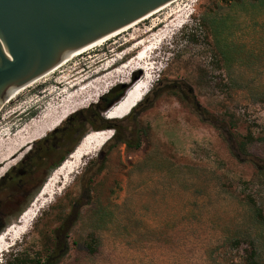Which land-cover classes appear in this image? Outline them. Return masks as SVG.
<instances>
[{"label": "rangeland", "instance_id": "rangeland-1", "mask_svg": "<svg viewBox=\"0 0 264 264\" xmlns=\"http://www.w3.org/2000/svg\"><path fill=\"white\" fill-rule=\"evenodd\" d=\"M193 2L176 3L190 4L192 18L150 54L145 63L154 69L138 75L154 78L150 108L125 123L118 139L140 147L112 142L101 173L99 152L87 159L0 264L16 254L18 264H264V1ZM131 34L1 105L0 159L16 155L0 168L7 170L0 231L17 223L54 167L95 127L71 136L65 127L46 149L33 142L59 127L67 112L88 109L116 85L126 92L138 78V67L125 68L140 56L128 53ZM62 225L68 235L58 244Z\"/></svg>", "mask_w": 264, "mask_h": 264}, {"label": "water", "instance_id": "water-1", "mask_svg": "<svg viewBox=\"0 0 264 264\" xmlns=\"http://www.w3.org/2000/svg\"><path fill=\"white\" fill-rule=\"evenodd\" d=\"M173 1L0 0V107L14 91L52 71L67 57Z\"/></svg>", "mask_w": 264, "mask_h": 264}, {"label": "bare ground", "instance_id": "bare-ground-1", "mask_svg": "<svg viewBox=\"0 0 264 264\" xmlns=\"http://www.w3.org/2000/svg\"><path fill=\"white\" fill-rule=\"evenodd\" d=\"M182 0L173 1L156 12L148 15L144 19L124 28L123 30L109 36L108 38L95 43L94 45L85 48L82 51H79L65 59L59 66H57L52 71L48 72L44 76L37 79L36 82H32L33 84H29L30 87L39 83L40 81L46 79L47 77H51L52 75L59 72L61 69L66 67L70 62L74 61L76 58L81 57L85 53L105 46L107 43L112 41L113 39H117L122 35H126L128 32L132 31L131 36L126 43L131 44L133 47L129 50L128 53L139 52L140 56L135 57L125 68H130L132 66L138 67L134 72L133 76L135 78L141 74V71H149L153 70L149 63H145L147 59L150 57V54H153V51H157L164 42H166L170 36L174 35V32L178 31L179 29L183 28L187 23L188 19L192 18V13L189 12L188 8L189 5L185 7L182 4H176L181 2ZM189 3H195L193 0H187ZM174 4L176 7L171 8ZM168 13L163 14L165 11ZM186 11L185 13H183ZM192 11V10H191ZM179 19L171 21L174 17L180 15ZM151 20V25L146 29V31L141 30V25H147V22ZM168 23V26L164 27L162 30L157 32V29L161 27V24ZM149 24V23H148ZM157 32V33H156ZM152 33H156L153 37L144 40V37L150 35ZM117 44V43H116ZM138 55V54H137ZM149 60V59H148ZM113 66V65H112ZM144 66V67H141ZM112 68H108L109 71ZM106 71V72H107ZM133 81V80H132ZM155 81L152 75L148 74V78L145 81H142L140 77L133 81V84L130 88L124 93V96L120 101L115 104L107 113V119H122L126 117L132 109H134L143 99L148 95L151 88L153 87ZM64 84V81L60 82L58 85ZM79 85H75L72 90L78 88ZM82 86V85H81ZM27 87V86H26ZM107 88V90H109ZM27 89V88H26ZM25 87L19 90L14 91L10 94L7 104H11L13 100H15L20 93L26 90ZM107 91H105L106 93ZM101 95H97L95 98H99ZM76 108V107H75ZM75 112V110L68 113L71 115ZM66 115L63 117L61 122L67 118ZM59 122V123H61ZM49 131V130H48ZM113 132L112 131H101L98 133L90 132L83 138V141L76 146L78 147L74 153L72 152L68 159L64 161V163L55 170V172L50 176L48 181L42 187V193L38 197L36 202H32L31 205L22 213V218L18 219L17 223L11 225L1 236H0V257L4 253L9 252L12 248L16 247L23 238L30 232L32 229L33 224L35 223L36 219L40 216V214L46 210L49 206H51L57 197L61 196L62 193L68 189L69 185L74 181L75 177L80 174V171L85 167L87 159L98 154V152L106 145V143L112 138ZM16 155V154H15ZM15 155L6 158L0 159V168L6 163L15 158ZM7 173V170H4L0 173V179Z\"/></svg>", "mask_w": 264, "mask_h": 264}, {"label": "trees", "instance_id": "trees-1", "mask_svg": "<svg viewBox=\"0 0 264 264\" xmlns=\"http://www.w3.org/2000/svg\"><path fill=\"white\" fill-rule=\"evenodd\" d=\"M229 1L232 2V1H241V0H229ZM251 1L259 2V1H264V0H251ZM125 90H126L125 86L116 85L106 95H104L96 104L91 105L88 109L75 112L74 114L69 116L65 121H63L59 125V127H57L56 129L51 131L48 135H46L45 138L34 141L33 142L34 147L36 148V147L42 146L46 149L47 144L53 139H55L58 135H60L65 127H67V131L65 134L66 136L73 135L77 129L87 124L95 127V132L112 131L113 132L112 138L102 148V150L99 152L98 157H97L96 163L98 165V172L99 173L103 172L106 168L110 150L112 149L110 148L107 152H105L109 144H111L112 142H115V146H118L119 144L124 143L129 148H133V147L139 148L140 147V144L134 145L129 141L120 140L118 139L119 138L118 136H119L122 126L125 123H134L140 111L150 108V107H146L147 96L134 109H132L130 114H128L126 117L122 119H111L110 120V119H106L103 117L104 113L110 110V108L113 105L117 104L120 101V99H122V97L124 96ZM71 153L68 154V157L70 156ZM68 157L64 158L58 165H56L54 167V170L58 169L64 163V161L68 159ZM90 164H92V162H90L89 165ZM22 213L20 214V216L22 215ZM67 227H68L67 225H62L55 231V239L58 244L60 243L62 236L64 237L63 239H66L68 235ZM3 233H4L3 231H0V236ZM66 246L67 245L64 242L63 247H66ZM19 260H20V255L16 254L13 256L12 260L6 261L5 264H18Z\"/></svg>", "mask_w": 264, "mask_h": 264}, {"label": "flooded vegetation", "instance_id": "flooded-vegetation-1", "mask_svg": "<svg viewBox=\"0 0 264 264\" xmlns=\"http://www.w3.org/2000/svg\"><path fill=\"white\" fill-rule=\"evenodd\" d=\"M26 163V162H25ZM25 163H23L22 165H24ZM24 176V175H23Z\"/></svg>", "mask_w": 264, "mask_h": 264}]
</instances>
